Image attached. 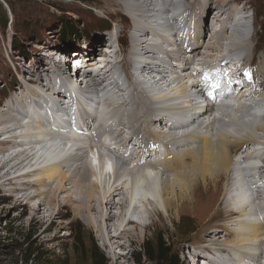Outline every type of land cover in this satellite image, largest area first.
Segmentation results:
<instances>
[{"label": "bare ground", "instance_id": "1", "mask_svg": "<svg viewBox=\"0 0 264 264\" xmlns=\"http://www.w3.org/2000/svg\"><path fill=\"white\" fill-rule=\"evenodd\" d=\"M106 1L115 8L101 12L115 24L118 62L112 64L107 53L102 59L90 58L94 51L79 55L73 58L79 68L60 67L67 88L60 91L58 80L45 76L61 66V50L49 53L42 67L47 73L32 65L19 97L0 109V186L10 196L21 193L15 205L33 222L53 224L72 206L115 263L126 258L115 249L140 241L155 224L153 214L173 224L188 209L199 226L193 240L207 253L197 262L264 264V116L255 115L264 111V53L256 57L264 49V28L260 34L252 29L259 19L251 23L248 3L229 0H213L207 23L208 0ZM158 10L164 14L159 28ZM125 18L131 23H121ZM232 21L235 26H227ZM203 23L213 39L206 43ZM238 52L244 55L236 61L231 55ZM227 69L240 78L246 71L256 86L247 94L259 101L211 119L215 106L205 101ZM255 160L260 166H251ZM184 258L185 264L195 261Z\"/></svg>", "mask_w": 264, "mask_h": 264}, {"label": "rangeland", "instance_id": "2", "mask_svg": "<svg viewBox=\"0 0 264 264\" xmlns=\"http://www.w3.org/2000/svg\"><path fill=\"white\" fill-rule=\"evenodd\" d=\"M208 1L210 8H206L204 17V19L206 18V23L211 18L213 19V10L216 9L214 1ZM229 1H235V4L237 3L239 6L247 5L248 3L247 7L249 9H245V12L247 11V15L250 16L249 21L252 23L254 16L259 19V22L254 27L252 26V29L259 34L262 33L264 28V0ZM105 6L108 9L111 7L110 11H115V8L109 6L106 0H84L83 2L76 0H33L13 3L12 6L4 2V0H0V20L4 17L8 19L6 26L0 27V109L10 99L19 97L20 92H22L21 85H23L25 79L33 76V72H31L33 64L36 65L35 68H39L38 72L47 73V69L44 70L42 67L47 65L48 61L46 58L49 57L48 55L52 53V50H62L64 47L72 45L77 52L89 46L90 52L86 53L84 50L79 52L83 53L84 56L82 55V58L90 56L93 51L94 54L90 58L103 56L100 53L101 44L106 40L109 31L115 28L112 19L105 17L101 12ZM120 13L122 14V12ZM222 17L224 16L220 18ZM125 19L121 23H131L130 18ZM163 22L161 20L160 25ZM206 23H203L201 32L204 43L211 39L209 27ZM65 24L72 25L76 29L70 28L66 32ZM159 27L157 25V28ZM128 30L129 28H126L128 40H130ZM65 35L66 37H64ZM83 41H85L84 44ZM77 42H79L78 46L76 45L75 47ZM89 42L90 44L88 45ZM251 45L252 43L247 49ZM74 50L70 52L73 53ZM263 53L264 49H260L256 53V57L261 56ZM40 57L45 58V60L38 62ZM107 58L113 59L111 56ZM95 61L97 60L95 59ZM70 65V63L69 66L56 64L59 67L58 70L55 69L56 75L45 77L48 81L62 80L64 74L60 67H63L66 72H70L72 70ZM246 75L247 72L244 71L243 76ZM60 86L66 88L64 84L60 83ZM60 86L57 87V91L62 89L59 88ZM3 146L5 147V145H0V150L1 148L3 149ZM242 152L244 153L245 150H241L239 153ZM23 181L27 180L23 179ZM6 189L7 187L0 186V264H23L18 257V247L24 240L32 247H37L39 251L50 252L53 255L66 254L69 264H91L87 255H84V257L78 256L73 248L77 239L75 230L79 224L81 226L80 236L84 242L85 253L91 246L96 245L106 258L107 264H136V255L141 251L144 242L146 240L156 241L158 234H164L171 249L177 252L179 264H185L184 257L195 260L192 264H201L197 262L198 258H204L207 255L205 253L198 257L199 253L194 251H199L198 248H200L197 246V242L193 240L198 233L197 229L199 226L197 219L188 209L180 211L179 217L175 219L173 224H171L166 215H163V221H159L158 216L153 214L152 219L155 224L150 226L145 235L140 238V241L134 242L130 249L126 251L115 249V253L123 251L126 253V258L122 262L115 263L113 255L102 244L94 229L87 224V221L82 216H76L72 206L63 209L67 212L66 216L56 215L54 218L55 223L53 224H50L48 220L33 222L30 220L28 213L22 214L23 210H21V207L15 205L14 199L19 197L21 193H14L10 196ZM199 195H201V192L198 193ZM179 206L180 202L173 204L172 215L174 217L175 210L180 209ZM48 226L49 229L45 230ZM191 247H193V250ZM141 264L158 263L143 261Z\"/></svg>", "mask_w": 264, "mask_h": 264}, {"label": "trees", "instance_id": "3", "mask_svg": "<svg viewBox=\"0 0 264 264\" xmlns=\"http://www.w3.org/2000/svg\"><path fill=\"white\" fill-rule=\"evenodd\" d=\"M22 1H33V0H4V2L8 3L10 6H12L13 3L22 2ZM76 1L83 2L84 0H76ZM205 21L206 19H204V22ZM7 23H8V19L4 17L2 20H0V27L6 26ZM65 27H66L65 29L66 32L70 28H72L73 30L76 29V28H73V26L69 24H65ZM64 37H66V35ZM64 42L66 43V41ZM73 47L74 46L69 45L67 47H64L62 50H67L70 52L74 50ZM75 47H76V44H75ZM82 50L86 52L85 48ZM88 50H89L88 52H90V47ZM80 51H77V52H80ZM73 53H76V51L74 50ZM77 227L78 228L75 230L77 239L73 246L75 253H77L78 256H81V257H84V255H87L88 261L91 264H107L106 258L104 257V255L102 254V252L99 250V248L96 245L91 246V248L89 250H86V253H85V250L83 248L84 242L80 236V233H81L80 224L77 225ZM141 248H142L141 251L136 255V258H135L136 264H141L143 261H146V262L150 261V262H155L158 264H179L177 252L171 249L170 244L167 241L164 234H158L156 237V241L146 240ZM191 249H193V247H191ZM194 251L199 253V256L200 254H202L198 250H194ZM18 257H19V260L23 262V264H69L66 254L53 255V254H50V252L39 251L37 247L35 248L29 245L26 240H24L23 242L19 244Z\"/></svg>", "mask_w": 264, "mask_h": 264}, {"label": "snow or ice", "instance_id": "4", "mask_svg": "<svg viewBox=\"0 0 264 264\" xmlns=\"http://www.w3.org/2000/svg\"><path fill=\"white\" fill-rule=\"evenodd\" d=\"M205 79H207V76H205Z\"/></svg>", "mask_w": 264, "mask_h": 264}]
</instances>
